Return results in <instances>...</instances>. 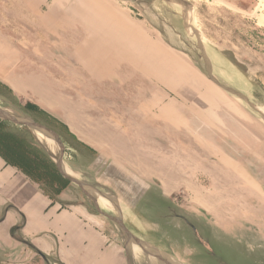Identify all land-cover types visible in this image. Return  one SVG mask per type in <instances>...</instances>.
Instances as JSON below:
<instances>
[{
	"label": "rangeland",
	"instance_id": "obj_1",
	"mask_svg": "<svg viewBox=\"0 0 264 264\" xmlns=\"http://www.w3.org/2000/svg\"><path fill=\"white\" fill-rule=\"evenodd\" d=\"M0 110L121 264H264V0H0Z\"/></svg>",
	"mask_w": 264,
	"mask_h": 264
},
{
	"label": "crops",
	"instance_id": "obj_2",
	"mask_svg": "<svg viewBox=\"0 0 264 264\" xmlns=\"http://www.w3.org/2000/svg\"><path fill=\"white\" fill-rule=\"evenodd\" d=\"M57 205L0 157V232L9 240L0 251L25 246L45 262L54 259L52 264H121L119 249L104 241L101 228L90 226L87 211L72 213ZM17 231L22 238L15 241Z\"/></svg>",
	"mask_w": 264,
	"mask_h": 264
},
{
	"label": "trees",
	"instance_id": "obj_3",
	"mask_svg": "<svg viewBox=\"0 0 264 264\" xmlns=\"http://www.w3.org/2000/svg\"><path fill=\"white\" fill-rule=\"evenodd\" d=\"M5 136L7 135L1 134L0 136V138L3 137V140L0 141V157L5 161V163H7L10 166L16 167L18 170H20L24 174V176H26L32 182L36 183L33 176L37 178V175L42 176L45 173H47V170H48L47 168H44V169L42 168L41 163L43 162L44 158L39 160L40 157H43V156H40L38 154L34 155L33 152H31V149H32L31 146L30 145L28 146V144L25 141H23V143L21 144H18V141L15 138L16 136L11 135L10 136L11 140L9 142L4 140ZM19 140H22V139H20L19 137ZM5 148H11L9 151L13 152L14 154L10 153L9 155V153H7ZM43 192L46 195L44 190Z\"/></svg>",
	"mask_w": 264,
	"mask_h": 264
},
{
	"label": "bare ground",
	"instance_id": "obj_4",
	"mask_svg": "<svg viewBox=\"0 0 264 264\" xmlns=\"http://www.w3.org/2000/svg\"><path fill=\"white\" fill-rule=\"evenodd\" d=\"M5 112V111H4ZM11 123V122H10ZM33 134H35L36 136L38 137H42L44 138L45 140L49 141V142H56V140H54V138H52L53 135L50 131L48 130H43V129H37L36 126H31V128H29ZM39 139V138H38ZM57 143V142H56ZM56 145V144H55ZM57 146V145H56ZM62 146V144H61ZM57 148V147H56ZM51 151V150H50ZM62 160H60L59 164H60V170L61 172H63L62 174L70 179H72L75 183H77V185L82 188V185L77 182L75 179H73V175L70 173V171L66 168V166L64 165V162L61 163ZM86 188V187H85ZM89 195H90V192H89ZM100 197V196H99ZM97 201H100V205L103 204L105 206H109V202H107V200H102V198H98ZM112 204V203H111ZM135 247V246H134ZM136 249V248H134ZM137 252V251H136Z\"/></svg>",
	"mask_w": 264,
	"mask_h": 264
},
{
	"label": "water",
	"instance_id": "obj_5",
	"mask_svg": "<svg viewBox=\"0 0 264 264\" xmlns=\"http://www.w3.org/2000/svg\"><path fill=\"white\" fill-rule=\"evenodd\" d=\"M0 118L1 119H4V120H7V121H10L11 123H15V124H18V125H22V126H25V127H28V128H31V126H36V128L37 129H43V130H47L46 128H44L43 126H41V125H38V124H36V123H34V122H32V121H27V119H18V118H14V117H12V116H10V115H8V114H6L5 112H3L2 110H0ZM60 146H61V143L59 142L58 143ZM60 160H62V159H60ZM60 160H58V163H57V169H58V171H59V173L66 179V180H68V181H70V182H72V183H75L72 179H70V178H68V177H66V176H64L63 174H62V172H61V170H60V164H59V162H60ZM75 184H77V183H75Z\"/></svg>",
	"mask_w": 264,
	"mask_h": 264
}]
</instances>
